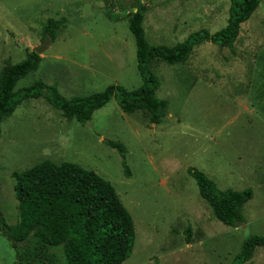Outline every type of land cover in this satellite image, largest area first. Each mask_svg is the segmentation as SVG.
<instances>
[{"label":"rangeland","instance_id":"374dc122","mask_svg":"<svg viewBox=\"0 0 264 264\" xmlns=\"http://www.w3.org/2000/svg\"><path fill=\"white\" fill-rule=\"evenodd\" d=\"M139 1L148 43L168 46L199 29L220 30L230 6V0ZM132 3L0 0V72L44 41L48 19L64 18L56 38L39 54L37 68L15 89L42 80L70 98L109 85L139 88L127 21ZM149 67L159 82L155 96L168 101L156 124L148 122L147 112H123L115 96L85 123L65 118L42 97L23 101L2 119L0 216L5 224L19 221L11 173L48 159L77 163L113 185L135 230L133 250L121 264H227L247 236L264 234V0L240 25L234 52L203 42L185 63L157 59ZM106 141L124 145L130 176ZM190 167L222 190H253L243 207V225L230 227L213 217ZM15 260V249L0 232V264ZM245 264H264V247Z\"/></svg>","mask_w":264,"mask_h":264},{"label":"trees","instance_id":"16d2710c","mask_svg":"<svg viewBox=\"0 0 264 264\" xmlns=\"http://www.w3.org/2000/svg\"><path fill=\"white\" fill-rule=\"evenodd\" d=\"M260 1L230 0L223 28L214 33L199 29L183 41L168 46L148 43L142 25L144 5L133 0L134 11L127 21L134 37L136 67L142 81L134 90L109 85L99 92L67 98L55 85L42 80L15 89L17 82L35 70L40 62L39 54L31 51L23 60L6 64L0 72V133L4 117L10 116L23 101L40 97L65 118L85 123L95 110L115 96L123 112H147L148 122L158 123L165 115L168 101L155 96L159 82L149 64L157 59L171 65L185 63L194 47L203 42L234 52L240 25L250 18ZM65 23L64 18H50L43 26L44 33L53 41L57 30ZM106 144L119 152L124 173L130 176L124 145L115 141H106ZM188 172L216 220L230 227L245 223L243 207L253 197L251 188L222 190L202 171L190 167ZM11 176L19 221L8 225L0 216V232L16 251L12 264H121L130 256L135 239L131 214L113 185L94 170L71 161L54 163L45 159L25 170L13 171ZM185 232L189 242L190 226ZM257 247H264V234L247 236L239 252L227 264H245L253 258Z\"/></svg>","mask_w":264,"mask_h":264},{"label":"water","instance_id":"95a60500","mask_svg":"<svg viewBox=\"0 0 264 264\" xmlns=\"http://www.w3.org/2000/svg\"><path fill=\"white\" fill-rule=\"evenodd\" d=\"M49 44H50V38L46 36L44 41L38 46H36L33 51L37 54H40L49 47Z\"/></svg>","mask_w":264,"mask_h":264}]
</instances>
